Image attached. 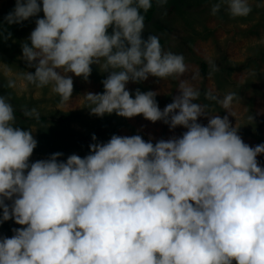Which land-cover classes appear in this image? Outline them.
I'll return each instance as SVG.
<instances>
[{
    "label": "clouds",
    "instance_id": "clouds-1",
    "mask_svg": "<svg viewBox=\"0 0 264 264\" xmlns=\"http://www.w3.org/2000/svg\"><path fill=\"white\" fill-rule=\"evenodd\" d=\"M151 7V0H42L44 17L36 20L31 46L22 45L23 59L35 67L22 74L25 81L51 85L67 101L73 80L57 70L87 80L96 63L112 71L102 94H87L91 114H142L187 131L155 145L140 135H113L91 144L83 158L58 162L57 152L29 164L34 130L14 127L12 104L0 96L2 219L26 225L0 239V264H264V168L256 159L264 143H244L228 115L198 123L207 105L193 103L200 92L184 82L163 111L156 92L137 89L132 98L125 88L149 75L186 71L184 57L164 52L157 36L142 39L140 10ZM222 7L233 18L252 11L249 0H216L211 13ZM40 11L38 0H16L5 19L20 23ZM234 96L206 93L233 116ZM25 115L39 118L35 109Z\"/></svg>",
    "mask_w": 264,
    "mask_h": 264
},
{
    "label": "rangeland",
    "instance_id": "rangeland-1",
    "mask_svg": "<svg viewBox=\"0 0 264 264\" xmlns=\"http://www.w3.org/2000/svg\"><path fill=\"white\" fill-rule=\"evenodd\" d=\"M188 1H191L199 11L184 14L182 9ZM215 2L216 0H176V7L179 9H176L178 19L174 25L182 26L183 35L177 33L178 39L175 46L169 48L168 51L165 50V52L180 54L184 57L186 71L183 75H174L164 79L149 75L146 80L140 82L129 81L125 88L129 92L136 91L139 87L156 92L155 100L160 110L163 111L168 104L173 102V98L180 94L178 88L181 82H184L200 92L199 99L193 101V103L207 105V113L198 118V123L206 126L210 117L228 115L230 125L237 128V134L243 142L250 147H255L264 143V80L253 76L251 67L229 71V76L232 79L244 84V87H246V95L243 97L235 93L234 98L241 99H233L232 101L229 111L234 113V116L223 109L216 100L207 98L206 93L223 98L229 93H234L232 90L235 89L226 86L222 89L216 85L215 80L222 78L221 70H218L216 59L213 57L222 58L224 56L231 61H242L254 49H260V58L264 65V0H249L250 6L256 8L254 13L250 15L253 16L252 19L247 22H242L236 17L235 21L224 22L223 20L227 18L217 17L211 12L205 14L203 11L211 8ZM15 5L16 0H0V17H2V20H0V96L8 98L12 107L20 106L27 109L29 108L28 105L31 107L38 106L39 104L36 102L31 103L32 99H36L43 92L48 91L50 93L49 98L45 101L46 104L43 103L46 108L66 112L81 109L88 101L86 98L88 93L100 94L105 91L102 81L107 78L112 70L102 71L96 63L90 65L91 73L87 80L83 76H76L71 72L65 74L62 70H57L62 75L70 76L73 84L76 83L78 87V90L72 93L67 101H62L61 97L54 99L51 85L38 88L34 84L25 81L22 74L24 72L34 73L35 67H29L28 62L23 59L22 45L28 43L31 46L30 34L36 27V20L43 18L44 13L42 4H40L41 11L36 15L20 23L9 24L5 17L14 10ZM196 31L199 32L198 36L193 40L187 39L184 42V38ZM108 33H112V27H109ZM200 60L211 63L206 77L201 75ZM94 68H96L95 73H93ZM9 80L15 81V88L8 87ZM87 109L86 115L92 116ZM250 116L253 117V120L249 119ZM126 122L127 124L116 127L113 132H107L93 142L82 144L73 139H67L65 135L67 128L81 129L79 125L81 122L77 118L69 119L63 123L50 120L25 121L15 118L13 126L21 130H34L32 135L37 141V146L29 158V164L38 160L50 159L51 155L57 152L63 154L57 157L58 162H66L67 157L72 154L83 158L91 154V144L107 143L113 135L129 137L140 135L145 142H152L155 145L160 140L167 141L180 138L187 131L184 126L170 128L162 120L152 122L145 119L142 114L126 118ZM256 159L259 166L264 168V154H258ZM28 170L30 169L25 170V174ZM5 203L11 206L13 200L5 199ZM2 217L3 208H0V239L11 238L15 235L14 229L26 227V225L17 224L14 218L3 221ZM233 264H235V261H233Z\"/></svg>",
    "mask_w": 264,
    "mask_h": 264
},
{
    "label": "trees",
    "instance_id": "trees-1",
    "mask_svg": "<svg viewBox=\"0 0 264 264\" xmlns=\"http://www.w3.org/2000/svg\"><path fill=\"white\" fill-rule=\"evenodd\" d=\"M152 7L145 13L143 9L140 10L141 14L144 15V30L143 33H141L142 39H147L149 35H155L159 39V43L161 45L162 50L165 52L169 50V48H172L175 46L177 38V33L183 32L182 26L174 25L176 20L178 19V15L176 13V9H179L176 7V0H167V3L163 6H160L156 3V0H151ZM38 3L42 4V0H38ZM256 7L251 6L252 11L250 14L246 17H236L242 22H247L250 19H252L253 16H250L254 13V9ZM260 8V7H259ZM193 11H199L196 9L195 5L192 4V2L188 1L186 5L183 7L182 12L184 14H188ZM205 14L208 12H211V8H208L206 11H203ZM217 17H224L227 18L223 20L224 22H230L235 21L236 18H233L229 15V13L225 10L224 7L221 8V10L215 14ZM1 16V15H0ZM0 20H2V17H0ZM147 31V32H146ZM145 32V33H144ZM199 32H193L190 35H188L187 38H184V42L187 39L193 40L196 36H198ZM183 35V34H182ZM260 49H254L251 54H249L244 60L242 61H231L228 60L226 57H213L216 59V65H218V70H221V78L215 80L216 85L219 88L224 89L225 86L228 88L234 87L232 91L236 93V95H239L240 97H243L246 95V87H244V84L238 83V81L232 79L229 76V71H232L233 69H249L252 68L251 74L261 80H264V65L262 64V59L260 58L261 50ZM210 62L206 60H200V72L203 77H206L209 73V66ZM95 73L96 68L93 69ZM251 81V80H250ZM140 92L145 93L148 92L147 89H144L143 87L138 88ZM78 90L77 84H73V92L75 93ZM104 91H102L100 94H102ZM49 92H43L42 95L38 98H33L31 103L36 102L39 105L36 107H31L28 105L29 108H21L20 106H13L14 110V116L15 118L19 120H25V121H52L56 123H63L66 122L69 119L77 118L78 121L81 122L80 127L81 129H70L67 128L65 131V135L67 139H73L79 144L82 143H90L95 140L92 139L93 134L95 135L96 139L100 136H103L105 133H111L114 131V129L122 124H127L126 117L119 116L114 111L111 114L105 113L103 116H98L95 114H92V116L86 115V109L90 112V104L87 101L85 105L81 109H75L71 111H59L54 108H46V105L43 103L47 101L49 98ZM54 99L60 98L59 95L53 93ZM136 91L130 92V95L132 98H135ZM234 99H241V98H234ZM30 103V104H31ZM46 104V102H45ZM32 109H35L36 112L39 114V118L37 119L34 115L26 116V111H31ZM102 128V129H101ZM83 135V136H82Z\"/></svg>",
    "mask_w": 264,
    "mask_h": 264
},
{
    "label": "bare ground",
    "instance_id": "bare-ground-1",
    "mask_svg": "<svg viewBox=\"0 0 264 264\" xmlns=\"http://www.w3.org/2000/svg\"><path fill=\"white\" fill-rule=\"evenodd\" d=\"M250 104V103H249ZM102 129V128H101ZM119 134V133H118ZM83 136V135H82Z\"/></svg>",
    "mask_w": 264,
    "mask_h": 264
}]
</instances>
